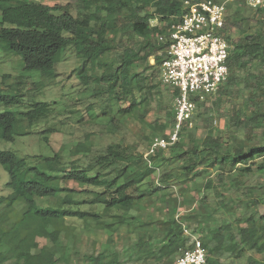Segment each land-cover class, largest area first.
Segmentation results:
<instances>
[{
  "label": "trees",
  "instance_id": "16d2710c",
  "mask_svg": "<svg viewBox=\"0 0 264 264\" xmlns=\"http://www.w3.org/2000/svg\"><path fill=\"white\" fill-rule=\"evenodd\" d=\"M185 1L69 0L49 6L35 0H0V43L22 56L26 70L56 77V66L72 48L73 55L81 61L75 71L84 86L83 94H89L87 90L93 83L98 88L91 98H105L106 105L100 114L92 113V119L107 120L113 136L122 131L118 114L123 121L137 118L152 129L151 134L143 136L147 147L144 153L127 145L124 138L98 153L90 144L92 134L87 133L74 143L68 155L59 151L53 157L34 156L40 167H29L16 153L0 149V165L9 173L8 187L12 191L8 197L0 198V264H69L71 255L64 252V243L66 238L77 237L73 235L77 228L73 221L93 222L99 229L111 231L116 224L131 226L139 222L135 245L138 252L142 255L144 251L146 259L173 264L181 256V249H187L180 225L172 218L166 230L159 227L157 237L154 233H140L143 226L152 223L142 224L134 212L172 187L186 183L190 187L201 179L205 180L199 190H215L217 199L211 203L204 193L201 209L186 220H195L199 225L208 220L213 224L205 228L210 234L200 237L207 264H224L222 256L230 260L246 258L247 264H264V213L258 218L238 214V202L232 194L227 195L237 189L246 198L240 203L258 210L264 203V190L260 197H254L256 188L242 189L245 179L255 172L264 173V6L255 9L247 0H213L228 2L225 27L219 33L230 46L229 77L217 93L204 100L193 97L197 109L204 111L193 117L192 127L184 124L176 144L145 157L152 141L167 138L174 127V107L167 112L170 125L157 120L151 124L146 118L151 111L152 92L158 87L151 81L168 57L170 46L159 37H167L172 25L183 16ZM153 21L157 24L152 25ZM110 56L113 60L109 61ZM255 66L259 68L253 73ZM142 67L144 71H140ZM172 94L175 101L178 92L173 90ZM212 96L217 98L210 108ZM113 101L127 102L129 106L117 114ZM16 103L17 96L0 91V108ZM223 103L227 110L224 129L214 128L210 122L205 136L197 138L199 125L194 121H212L214 107L219 111ZM55 104H31L22 113L28 127L48 120ZM93 108L88 106L89 110ZM16 124L17 113L0 109V141H16ZM168 127L171 129L166 132ZM57 132L48 128L42 134ZM178 162L182 167L177 171L174 166ZM69 182L79 188L69 187ZM59 194L64 196L53 206H39L38 198H55ZM21 207L25 210H19ZM4 210L9 213L5 215ZM229 217L233 222L226 220ZM107 218L117 223H109ZM39 239L50 244L41 246ZM151 241L156 248L147 249ZM214 254L219 257L212 260ZM83 258L82 264H119L117 252L86 254Z\"/></svg>",
  "mask_w": 264,
  "mask_h": 264
},
{
  "label": "rangeland",
  "instance_id": "374dc122",
  "mask_svg": "<svg viewBox=\"0 0 264 264\" xmlns=\"http://www.w3.org/2000/svg\"><path fill=\"white\" fill-rule=\"evenodd\" d=\"M36 2H41L43 4L54 6L57 4H66L69 0H35ZM157 21H153L152 25H156ZM234 34L237 35L238 31L234 30ZM3 43H0V91L5 95L17 96L18 103L6 107L1 106V111H11L17 113V124L16 130V141L14 143L0 141V149L6 151H12L16 153L20 158L27 161L29 167H40V161L34 158V156L43 157H53L57 152L62 151L65 155H68L70 149L74 143L83 140L87 133L92 134L90 144L98 153L103 152L108 145L112 142H121L123 138L127 145H131L139 153H144L147 150L146 143L143 136L151 134L152 129L148 126L141 124L137 118H123L118 114L120 109L129 106L127 102L123 101H113V110L118 114V119L120 120L122 131L117 133L115 136L111 135L108 128V122L105 119L98 118L93 120L91 115L95 113L100 114L102 108L106 105L105 98H91L93 90L97 89L96 84L91 83L88 91L89 94L84 92V86L77 76V71H75L79 66L81 61L73 55L72 48H68L65 53L64 61L59 63L57 68V76L50 77L45 76L41 72L28 71L25 69V63L21 55L9 51L5 48ZM108 60H113L110 56ZM150 64H154V60L150 59ZM259 66H255L253 73L257 71ZM140 71H144L143 67ZM101 73V72H100ZM149 75L150 72L145 73ZM152 85H158L156 89L153 90L151 95V111L148 114L146 121L148 123H155L159 121L160 124L170 125L167 112L171 111L174 107V97L172 96V87H168L161 83V68L159 71L155 72ZM85 97V98H83ZM217 96H212L209 100L208 107L213 106V101ZM53 105V115L49 117L48 120L37 123L28 127L23 112L29 109L31 104L37 103H54ZM93 105V110H89L88 106ZM228 107V106H227ZM212 111L211 119L212 121H204L203 118H197L194 121V125H199L197 131V138L204 137L206 131L212 126L217 129H224L226 124V105L220 106V110ZM204 109H197L194 118L198 117L203 113ZM218 111V112H217ZM144 126V127H143ZM48 128H53L57 130L56 133H51L48 135H43L42 133ZM171 129L168 127L167 131ZM48 140H44L45 137ZM182 164L180 162L176 163L174 169L180 170ZM213 178L214 175H211ZM205 180V179H204ZM204 180H196L195 183H186L185 186L180 184L176 187H172L166 191L165 194H161L158 197L154 196L153 200L147 206L140 211H135L134 214L138 216V220L143 223H152V225L146 227L143 226V230L140 233L146 232L147 234H153L157 237L160 229H167L168 224H171V220H175L181 227L183 232L182 224H185L191 233L204 238L206 233L209 235V230L205 229L207 226L213 225L211 221H205L204 224H198L195 220L187 219L195 211H199L200 199L203 197L204 193L208 196L209 202L215 203L216 196L215 190L212 191H201L199 186ZM9 183V173L7 170L0 165V198L8 197L12 191L8 187ZM71 188H79L75 183H68ZM243 188H250L257 190L253 195L254 197H260L264 190V173L255 172L254 175L245 179L243 183ZM246 190L243 191L245 193ZM232 194L233 199L238 202L236 210L238 214L244 216L255 215L257 218L260 214L264 213V203L260 210L255 206H246L240 203V199H246L242 196L241 191L237 189L232 190V192H227ZM64 195H58L53 198L37 199L40 207H50L56 204ZM188 197V199H187ZM183 199V200H182ZM183 203V204H182ZM229 203V202H228ZM19 210H25L24 207L19 208ZM9 210H4L6 215ZM100 212V208L97 209ZM9 213V212H8ZM179 216L177 221L176 216ZM2 216L0 217V224ZM233 222L232 218H226V220ZM109 223H117L115 219L107 218ZM89 222V221H88ZM168 223V224H167ZM68 224H71L68 221ZM76 226V233L74 236L66 238L64 246V252L70 254L69 264H82L84 261V255L94 254L107 251V254H112V252H117L119 254V264H171L170 262H157L154 259H146L144 251L142 255L138 252L135 247L140 231L139 222L134 221L131 226L116 224L114 229H99L95 223L89 222H74L72 223ZM139 225V226H138ZM235 228L237 224L233 225ZM198 230L197 233L195 231ZM236 231V229H235ZM184 238L188 240V237L184 234ZM65 241V240H64ZM41 246L49 245V241L45 239H39ZM149 245V244H148ZM156 248L154 247V242L151 241L150 246L147 249ZM143 256V257H142ZM1 257V256H0ZM219 257L216 254L211 256V259ZM259 258V257H258ZM177 261V260H176ZM221 261L224 264H247V259L241 260H230L226 256L221 257ZM233 262V263H231ZM173 264H176L173 263Z\"/></svg>",
  "mask_w": 264,
  "mask_h": 264
},
{
  "label": "built area",
  "instance_id": "2783aa9c",
  "mask_svg": "<svg viewBox=\"0 0 264 264\" xmlns=\"http://www.w3.org/2000/svg\"><path fill=\"white\" fill-rule=\"evenodd\" d=\"M231 1V0H230ZM228 2L203 0L184 2L185 13L172 25L167 37L170 42L168 57L161 66L162 84L176 89L174 101L175 123L167 138L156 137L145 157L158 150H167L176 144L185 123L193 126L196 112L193 97L204 100L218 92L229 77V50L226 39L220 35L225 27ZM252 8L264 6V0H247ZM177 221L179 216H176ZM188 237L186 248L176 264H207V256L200 237L182 224Z\"/></svg>",
  "mask_w": 264,
  "mask_h": 264
},
{
  "label": "crops",
  "instance_id": "0c3cea01",
  "mask_svg": "<svg viewBox=\"0 0 264 264\" xmlns=\"http://www.w3.org/2000/svg\"><path fill=\"white\" fill-rule=\"evenodd\" d=\"M187 243V242H186Z\"/></svg>",
  "mask_w": 264,
  "mask_h": 264
}]
</instances>
